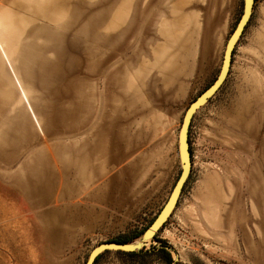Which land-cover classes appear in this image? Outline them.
Listing matches in <instances>:
<instances>
[{
    "label": "rangeland",
    "instance_id": "374dc122",
    "mask_svg": "<svg viewBox=\"0 0 264 264\" xmlns=\"http://www.w3.org/2000/svg\"><path fill=\"white\" fill-rule=\"evenodd\" d=\"M85 1L99 3L102 0ZM150 1L128 0V3L131 9L132 4L137 3L138 18H141V6L146 7ZM176 1L181 0H161L159 5L152 1L150 8H154L152 13H161L160 20H165L171 18L170 6ZM182 5L185 6L183 14L194 13L200 22L206 18L212 24L214 34L219 37L218 44L206 57L198 45L194 68L186 69L171 82H164L157 68L152 67L153 54L148 47L144 55L141 53L146 66L137 75L140 80L144 79L142 101L118 99L122 118H118L114 130L116 142L124 136L135 141V135L142 131L144 144L128 159L132 169L137 171L139 167L133 166V161L139 159V151H148L144 162H149V166L145 165V174L151 169L153 178L145 177L141 184L142 195L135 188L132 197L122 196L116 190L112 200L96 201L93 205L84 198L82 203L80 196L73 197L72 203L79 205L70 209V219L62 221L60 231L53 238L43 231L41 208L26 201L13 182L24 160L38 147H44L46 135L29 113L16 80L10 76L15 100L3 103L6 94L0 91V264H85L93 247L104 241L130 238L162 208L181 172L178 134L186 108L216 79L227 40L243 11V0H188ZM14 7L15 2L0 0L6 26L11 25L24 38L30 30L25 29L26 20L20 15L11 23ZM127 10V0H114L109 20L112 27L99 26L87 31L96 42L105 40L110 33L118 36L114 48L111 45L106 48L112 54L113 75L135 73L138 70L135 66L143 58L135 59L129 46L132 38ZM103 64L100 62V69ZM6 68L9 75H15L8 64ZM78 69L82 70L81 75L87 72L85 64ZM63 84L56 77H47L50 90L46 102L50 103L49 96ZM33 92L36 95L37 89ZM142 102L147 104L145 109L140 106ZM68 103L69 110L75 111L73 103ZM44 105L42 101L40 108ZM49 111L53 112V108ZM60 113L69 115L64 111ZM142 115H145L143 119ZM44 116L46 126L51 129L47 133L61 136L54 133L64 130L63 127H57L49 115ZM32 119L42 132L32 125L36 133L30 134ZM128 121L130 127H127ZM158 141L166 146L173 160L172 167L166 166L165 172L163 167L155 171L158 159L163 156L160 147L152 148ZM189 144L190 176L171 216L146 245L152 252L128 255L109 250L95 264H264V0H255L250 21L233 51L226 81L195 113L189 129ZM106 154L112 155L113 150ZM39 159L45 161L37 170L45 177L44 181L35 173ZM46 161L41 154H35L28 169H24L26 173L21 174L24 179L27 176L41 196L48 194L53 177ZM120 166L121 163L116 165V169ZM132 183L136 187L137 182ZM65 201L59 202L60 207L67 205ZM54 205L53 200L45 207ZM134 240L137 243L140 238ZM162 241L170 247L172 262L163 252L153 250L161 247Z\"/></svg>",
    "mask_w": 264,
    "mask_h": 264
},
{
    "label": "bare ground",
    "instance_id": "6f19581e",
    "mask_svg": "<svg viewBox=\"0 0 264 264\" xmlns=\"http://www.w3.org/2000/svg\"><path fill=\"white\" fill-rule=\"evenodd\" d=\"M11 1L15 2L11 23L14 17L20 15L26 20L25 29L30 32L25 33L22 38L23 35L11 25L6 26L3 18L5 14L0 12V91L6 94L2 102L15 100L10 77L12 76L13 80H16L23 102L41 130L45 131L46 127V131L51 132L46 126V114L57 127L64 129L54 133L56 135L66 131L70 122L78 123L85 135L81 138L84 140V149L87 150L85 158L89 157V153H93L100 158L112 159V155H107L106 151L113 149L120 151L117 161L125 156V146L130 137L124 136L120 142H116L114 133L118 118H122L118 99L142 101L140 93H143L144 79L140 80L137 75L141 68L146 66L143 53L148 47L153 54L151 65L157 68V73L165 79L164 82L178 79L183 71L193 69L200 36V19L194 13L183 14L185 6L182 3H187L188 0H181L180 3L176 1L173 5L171 3V18L165 20H160L161 13H152L154 8H150L152 3L159 5L161 0H152L153 2L150 1L144 8L141 6V18H138L137 3L134 2L131 9L127 0L129 32L132 38L129 46L135 59L142 56L143 58L138 66H135L138 67L135 73L127 72L125 75H113V64L110 62L112 54L106 50L108 45L114 48L118 36L110 33L105 40L96 42L87 32L98 29L99 26L108 25L109 29L112 27L109 20L113 15L114 0H102L99 3H87L85 0ZM201 29V46L206 53L209 46H214L219 37L214 34V28L206 18ZM31 32L34 34L30 35ZM100 62L104 63L101 69ZM6 64L15 75L8 74ZM84 64L87 72L81 75L82 70L78 67ZM76 69L77 72L74 73ZM48 76L56 77L64 83L63 87L55 88L54 94L49 96L50 103L46 102V95L50 90L47 89ZM34 88L37 89L36 95ZM42 101L45 105L40 108L38 106ZM68 102L73 103L75 111L69 110ZM146 105V102H142L140 106L145 109ZM52 108L53 112L49 111ZM61 111L69 115L64 116ZM144 117L145 115H142V119ZM130 125L131 122L128 121L127 127ZM135 137L138 139L139 135ZM136 145L130 146L126 155L131 154ZM57 150L61 154L62 148ZM164 159L160 165L165 163L168 169L171 168L173 162L167 157ZM60 161L64 167H68L66 161L61 158ZM44 162L37 160L35 172L36 177L42 181L45 177H41L37 170L45 164ZM132 164L139 168L142 165L139 159L134 160Z\"/></svg>",
    "mask_w": 264,
    "mask_h": 264
},
{
    "label": "crops",
    "instance_id": "0c3cea01",
    "mask_svg": "<svg viewBox=\"0 0 264 264\" xmlns=\"http://www.w3.org/2000/svg\"><path fill=\"white\" fill-rule=\"evenodd\" d=\"M202 24L203 22H200V36L198 41V45L200 46V33L202 32ZM218 42L219 40L213 45L215 46L216 44H218ZM212 47L213 46L210 45L209 50L206 53L203 51L204 57L207 56ZM196 56L194 59L193 68L196 64ZM30 125L32 129L30 134L36 133L33 129V126H35V128H37L40 132H42L35 125L34 121L33 124L30 123ZM42 126L43 128L45 127V122L42 123ZM67 126V130L61 133V136L59 137L48 134L46 130V132H42L46 135L44 147H38V149L33 152L27 160H24L20 170L15 174L13 179V182L16 183L17 186L20 188L21 196L32 206L41 208L40 217L41 221L43 222V231L48 237L51 238L55 237L58 234V231H60L62 221H64L68 217L69 213H71L70 211H72L70 209L79 205L78 202L72 203L73 197L80 196L81 202L84 198L86 201L88 200L91 205H93V202L96 201L108 202L112 200L114 197L113 194L116 190L121 193L122 196L125 195L127 197H132L135 188L137 190V193L139 195H142V189L144 187L141 184L144 182L145 177L146 179L147 177L151 178V176L153 178V170L150 169L149 171L151 172L148 171L145 174L146 170L144 167L145 165L149 166V162H144L145 160H147L146 154H148V151H139L137 156L139 158V161H141L142 163V167L140 166V168H137V171L136 169H132L133 167L131 166L130 160L128 159L129 156L135 150H137L141 145L144 144L143 139H141L142 131L138 133L139 138H135L137 140L133 141V139L131 138L127 140L124 151L125 156L123 157V159L117 161V157L120 154V151L118 149H113L112 159L107 160L106 158H100L97 157L95 154H91L89 152V157L85 158V153L87 150L84 149V140L81 139L85 136L84 133L81 132L82 129L78 127V123L70 122ZM133 144H137L136 148L131 154L126 155V152ZM160 144L161 143H159L158 141L152 147H160L162 152L161 154L163 155L161 156V158L158 159L157 165L159 166V169L157 166L155 168V171L158 172V170L163 167V170L165 172L166 164L164 163L163 165H160V163L164 162V158L166 157L172 162L173 160L169 157L166 146H164V144ZM57 148H62V151H60L61 154H59ZM63 149H65L66 151H63ZM159 153L158 156L160 155ZM35 154H41V156H43L49 162L52 169L51 171L53 177H51L50 180L51 182L48 194L44 196H41L40 192L35 189L31 181L27 180L26 175L25 179L21 176V174L26 173L24 169H28L30 160H32V157ZM59 155L62 156L64 161H67L68 167L66 169H64L63 162L60 161ZM119 163H121V166L116 169V165H118ZM139 169H142L140 173L138 172ZM23 180H25L24 183ZM134 181L137 182L136 187L132 183ZM65 199L67 200V202L65 201V204L67 205H63V207L61 206V208L60 205L62 203L60 204L59 202ZM53 200L56 204L53 208L45 207L48 203L52 202Z\"/></svg>",
    "mask_w": 264,
    "mask_h": 264
},
{
    "label": "water",
    "instance_id": "95a60500",
    "mask_svg": "<svg viewBox=\"0 0 264 264\" xmlns=\"http://www.w3.org/2000/svg\"><path fill=\"white\" fill-rule=\"evenodd\" d=\"M254 4L255 0H243L242 14L227 41L221 68L216 79L200 94H198L197 97L193 99L186 108L178 134V151L181 163V172L170 192V195L168 196V199L156 214L153 221L139 237L141 239L139 242L135 243V240L130 242L109 240L99 243L90 251L89 257L85 264H94L97 256L106 250L139 251L143 247H146L149 241L155 238L156 233L161 227H163L164 223L171 216L179 202V198L192 170L191 150L189 144V129L191 121L195 113L208 103L210 98L226 81L232 64L233 51L242 34L244 33L248 22L250 21L254 10ZM168 248L170 249V247ZM174 264L176 263L174 262Z\"/></svg>",
    "mask_w": 264,
    "mask_h": 264
},
{
    "label": "trees",
    "instance_id": "16d2710c",
    "mask_svg": "<svg viewBox=\"0 0 264 264\" xmlns=\"http://www.w3.org/2000/svg\"><path fill=\"white\" fill-rule=\"evenodd\" d=\"M155 217H153L152 219H150V221L143 227L141 228L135 235L131 236L130 238L127 239H116V241H120V242H130L133 241L134 239H136L137 237H140L142 235V233L144 232V230L148 227V225L153 221ZM164 226V225H163ZM163 244L161 247H154L153 250L158 249L159 251L163 252L166 256V259L169 262H172V253L170 251V249L168 248L169 246L166 244V241H162ZM109 250H106L104 252H102L100 255L97 256V258L95 259V263H97V261L105 254L107 253ZM117 252H122L124 254H128V255H139V254H149L152 252V250L146 249V247H143L142 249H140L139 251H122V250H118ZM154 252V251H153Z\"/></svg>",
    "mask_w": 264,
    "mask_h": 264
}]
</instances>
